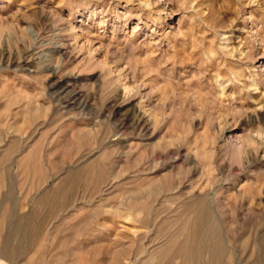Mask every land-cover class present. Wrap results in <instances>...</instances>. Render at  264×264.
<instances>
[{"label":"rangeland","instance_id":"374dc122","mask_svg":"<svg viewBox=\"0 0 264 264\" xmlns=\"http://www.w3.org/2000/svg\"><path fill=\"white\" fill-rule=\"evenodd\" d=\"M0 225V264H264V0H0Z\"/></svg>","mask_w":264,"mask_h":264},{"label":"bare ground","instance_id":"6f19581e","mask_svg":"<svg viewBox=\"0 0 264 264\" xmlns=\"http://www.w3.org/2000/svg\"><path fill=\"white\" fill-rule=\"evenodd\" d=\"M1 226V225H0ZM14 250H18V247ZM179 253L185 257H188L190 255V250L185 246V247H181V249L179 250ZM215 264H219L218 261H216Z\"/></svg>","mask_w":264,"mask_h":264}]
</instances>
